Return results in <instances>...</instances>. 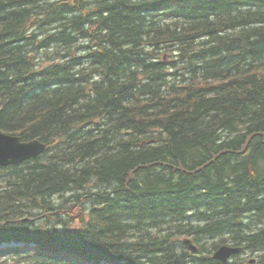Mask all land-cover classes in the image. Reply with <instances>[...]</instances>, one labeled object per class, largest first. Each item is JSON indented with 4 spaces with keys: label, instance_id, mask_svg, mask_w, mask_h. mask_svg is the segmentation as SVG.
Instances as JSON below:
<instances>
[{
    "label": "trees",
    "instance_id": "16d2710c",
    "mask_svg": "<svg viewBox=\"0 0 264 264\" xmlns=\"http://www.w3.org/2000/svg\"><path fill=\"white\" fill-rule=\"evenodd\" d=\"M0 131V264H264V0H0Z\"/></svg>",
    "mask_w": 264,
    "mask_h": 264
},
{
    "label": "water",
    "instance_id": "95a60500",
    "mask_svg": "<svg viewBox=\"0 0 264 264\" xmlns=\"http://www.w3.org/2000/svg\"><path fill=\"white\" fill-rule=\"evenodd\" d=\"M44 150L45 145L38 140L21 143L18 138L0 132V167L13 166L34 159L42 154ZM183 243L193 248L190 240H184ZM239 252V248L224 246L218 252L219 256L214 257L225 263L232 255Z\"/></svg>",
    "mask_w": 264,
    "mask_h": 264
},
{
    "label": "bare ground",
    "instance_id": "6f19581e",
    "mask_svg": "<svg viewBox=\"0 0 264 264\" xmlns=\"http://www.w3.org/2000/svg\"><path fill=\"white\" fill-rule=\"evenodd\" d=\"M1 132V131H0ZM1 133H3V132H1ZM4 134H6V133H4ZM7 135H9V134H7ZM9 136H14V137H16V138H18L19 139V141L21 142V143H23V141H22V139L18 136V135H9ZM35 140V139H34ZM31 141H33V140H31ZM39 141V140H38ZM24 142H27V141H24ZM40 143H42V144H44L43 142H41V141H39ZM44 145H46V144H44ZM46 147V146H45ZM184 240H190L191 242H192V245H193V248H190V246L189 245H186V244H184L183 243V241ZM15 244H18V243H15ZM14 244V245H15ZM22 246L24 245L23 243H20ZM182 244H184V245H186L192 252H197V247L195 246V244L193 243V241H192V239H190V238H183L182 239ZM9 245V244H8ZM31 245V244H30ZM224 246H228V247H233L231 244H222V245H220V246H218V248H216V250L213 252V254H212V258H213V260H217V261H219L220 262V260H218L217 258H215V257H218L219 255H218V252L221 250V248H224ZM236 248H239L240 250H241V248L240 247H236ZM194 249V250H193ZM215 256V257H214ZM246 259V258H245ZM263 261V260H262ZM223 263V262H222ZM251 263L253 264L254 263V260H251Z\"/></svg>",
    "mask_w": 264,
    "mask_h": 264
},
{
    "label": "rangeland",
    "instance_id": "374dc122",
    "mask_svg": "<svg viewBox=\"0 0 264 264\" xmlns=\"http://www.w3.org/2000/svg\"><path fill=\"white\" fill-rule=\"evenodd\" d=\"M31 213V214H30ZM30 213L28 214V215H25L24 214V216H23V220L24 221H28V222H30V220H33V219H35V218H32L33 216H31V215H37V213H39V211H37V210H32V211H30ZM81 213V212H80ZM86 213V211H82V216L84 215ZM22 215H23V213H21ZM65 219H67V218H65ZM44 220H42L40 223H42ZM39 223V222H38ZM182 239V238H181ZM240 255H243V256H250V253H245L243 250H241V252L239 253ZM1 263V262H0ZM3 264H10V262H9V260H7V262H3Z\"/></svg>",
    "mask_w": 264,
    "mask_h": 264
}]
</instances>
